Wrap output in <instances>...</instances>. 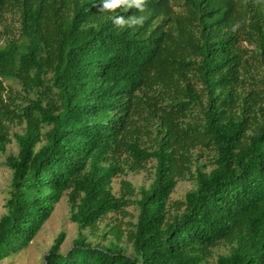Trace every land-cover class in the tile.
Returning a JSON list of instances; mask_svg holds the SVG:
<instances>
[{
  "label": "trees",
  "instance_id": "trees-1",
  "mask_svg": "<svg viewBox=\"0 0 264 264\" xmlns=\"http://www.w3.org/2000/svg\"><path fill=\"white\" fill-rule=\"evenodd\" d=\"M143 4L0 0V23H18L0 46V156L17 146L0 260L65 194L78 234L62 253L58 233L45 264H206L219 245L215 264H264V0ZM150 161L147 187L112 192ZM180 179L194 187L171 199ZM132 203L125 231L109 225L116 243L86 241L83 229Z\"/></svg>",
  "mask_w": 264,
  "mask_h": 264
},
{
  "label": "rangeland",
  "instance_id": "rangeland-1",
  "mask_svg": "<svg viewBox=\"0 0 264 264\" xmlns=\"http://www.w3.org/2000/svg\"><path fill=\"white\" fill-rule=\"evenodd\" d=\"M3 21L0 23V46L5 43L8 37H12V33L15 32L18 23L14 19L11 13L4 15ZM8 26H12L9 27ZM16 88L18 84L11 82ZM12 131H20L18 126H13ZM6 152L0 156V216L5 212V200L8 195L11 171L4 164L7 155H15L17 153V146L14 140H11L6 145ZM153 161L147 163L146 168L135 171H129L125 174L116 175L111 182V189L115 195H119L122 192V181H129L134 188L138 191L141 187H147L152 180V165ZM194 187V184L189 179H180L177 181L173 192L170 195L171 199H182L187 190ZM134 197H138L136 194ZM128 213L122 216L120 213H110L106 218L98 222L96 230H90L89 228L83 229L82 234L86 235V241L91 244L105 245L110 242L116 243V238L112 236L109 231V225L119 224L121 230L125 231L127 223L129 221H135L137 215L136 204L132 203L126 206ZM70 205L68 203L67 195H63L58 203L55 204L54 209L48 219L41 225L39 231L35 237L29 242V244L19 250L17 253H13L0 260V264H45V255L48 252L54 238L58 233H64V240L60 247V252L65 253L73 245L74 239L78 234V226L75 222L69 219ZM119 245L125 247L126 251H130V247L122 237L119 241ZM226 247L219 245L213 249L212 255L207 259L206 264H215L217 255L224 253Z\"/></svg>",
  "mask_w": 264,
  "mask_h": 264
},
{
  "label": "clouds",
  "instance_id": "clouds-1",
  "mask_svg": "<svg viewBox=\"0 0 264 264\" xmlns=\"http://www.w3.org/2000/svg\"><path fill=\"white\" fill-rule=\"evenodd\" d=\"M101 8L107 10L117 9L119 6L124 5L126 7H136L143 8V0H100ZM143 17H134L129 16L125 19L122 16H115L112 20V23L118 26L128 25L131 27L132 25H138L142 23Z\"/></svg>",
  "mask_w": 264,
  "mask_h": 264
}]
</instances>
